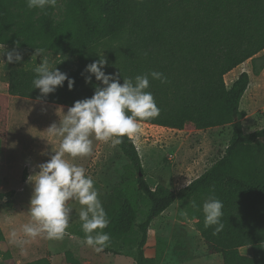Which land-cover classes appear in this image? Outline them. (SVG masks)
<instances>
[{"label":"trees","instance_id":"16d2710c","mask_svg":"<svg viewBox=\"0 0 264 264\" xmlns=\"http://www.w3.org/2000/svg\"><path fill=\"white\" fill-rule=\"evenodd\" d=\"M59 0H57L58 2ZM45 12L28 9L26 0H0V44L7 50L35 52L74 78L72 90L58 87L41 96L33 88L36 64L21 61L5 64L7 89L11 95L64 104L91 97L92 77L85 83V66L100 57L105 72L134 79L150 71L162 72L168 82L150 78L147 91L160 109L158 117L140 122L171 129L193 123L198 129L230 125L232 136L223 155L198 177L179 189L146 180L132 138L122 137L117 147L128 159L126 175L109 197V225L103 231L118 241L133 231L138 202L148 209L138 224L134 264H160L147 256L145 245L152 221L174 202L189 205L200 218L201 237L211 253H219L223 264H264V127L245 132L239 108L249 84L241 72L230 86L224 75L250 59L254 74L256 56L264 50V0H61ZM28 60V58H26ZM83 73V75H82ZM214 194L223 202V230L204 226L202 204ZM12 192H0V200ZM195 201L197 207H192ZM7 205H10L8 203ZM0 229V260L10 259L3 250ZM246 247L248 254L240 252ZM68 264H79L73 253H65ZM22 264H52L47 257Z\"/></svg>","mask_w":264,"mask_h":264},{"label":"rangeland","instance_id":"374dc122","mask_svg":"<svg viewBox=\"0 0 264 264\" xmlns=\"http://www.w3.org/2000/svg\"><path fill=\"white\" fill-rule=\"evenodd\" d=\"M57 6L56 16L60 17L63 11L61 0L57 2ZM17 51L21 54L24 65L34 62L38 66L44 58L34 55L35 52ZM256 56H261L256 60L257 66L263 65L259 74H254L251 60L248 59L224 75L225 83L229 86L241 72L249 74V84L239 106L246 114L242 118L245 132L264 127V50ZM6 75L5 63L0 61V96L8 87ZM68 107L70 106L57 104L56 109L49 108L47 112L30 111L27 118H34L33 124H36L26 135V147L31 155L23 152L5 155V160L0 159V192H12L10 198L0 200V229L5 238L2 247L11 253V258L0 260V264H22L41 257H47L52 264H68L65 257L67 251L73 253L79 264H134L138 224L143 221L148 209L146 200L138 202L133 231L118 241L111 238L109 246L100 252L82 242L84 232L79 212L83 206L76 200L68 201L72 213L62 240H49L43 234L31 238L22 232V226L31 222L28 208L33 184L29 177L39 171L40 163L46 162L59 150L61 143L60 137L50 136L46 129L53 122L58 123L59 118H63L60 109L66 112ZM2 113L0 109V141L5 139L8 131L13 130L8 129V121L3 118ZM138 123L140 133L132 139L151 188L158 183L171 189L187 185L223 155L232 136L230 125L198 129L193 123L187 122L178 130L146 122ZM92 139L93 151L89 156L72 158L65 154V159L86 169V174L93 179L99 199L107 212V204L111 199L109 194L125 178L128 159L117 146L113 148L111 142L97 141L94 136ZM41 143L46 150L38 153L40 150L37 148L41 147ZM188 207L189 205L176 201L152 221L148 228L145 254L157 256L160 264H223L221 254L208 251L200 234V218L192 215ZM13 229L18 238L25 241L22 245L10 242ZM240 252L249 253L246 247L240 248Z\"/></svg>","mask_w":264,"mask_h":264},{"label":"clouds","instance_id":"9594fccd","mask_svg":"<svg viewBox=\"0 0 264 264\" xmlns=\"http://www.w3.org/2000/svg\"><path fill=\"white\" fill-rule=\"evenodd\" d=\"M56 4L57 0H26L28 9H39L45 14L47 8ZM43 54V49H35L34 55ZM21 60L18 51L7 50L4 44H0V61L8 64ZM106 63L105 58L100 57L85 66L84 71L89 74L84 76L85 83H91L93 76L99 82L94 85L92 96L74 101L66 112L60 109L63 118L46 129L50 136L60 137L61 143L59 150L46 162L40 163L39 171L29 177L33 184L28 208L31 222L22 226V232L27 237L35 238L43 234L49 240H62L72 213L68 201L76 200L83 206L79 212L84 232L82 242L97 252L111 242L110 235L103 231L110 221L93 179L86 174L83 166L68 162L65 154L72 158L89 156L93 151V136L97 141L111 142L113 148L123 142L122 137L138 136V121L154 119L160 114L153 95L147 91L150 78L161 83L168 80L162 72L150 71L134 79L123 78L121 83L117 74L105 72ZM56 64H51L45 57L34 69L33 88L39 89L43 97L64 86L65 81L69 90L75 84L74 78L60 71ZM192 207H197L195 201H192ZM222 209L223 202L214 194L202 204L204 226H215L213 235L224 228ZM10 238V242L18 246L25 242L18 238L15 229L11 231Z\"/></svg>","mask_w":264,"mask_h":264},{"label":"crops","instance_id":"0c3cea01","mask_svg":"<svg viewBox=\"0 0 264 264\" xmlns=\"http://www.w3.org/2000/svg\"><path fill=\"white\" fill-rule=\"evenodd\" d=\"M233 80L230 82L229 86ZM246 92V91H245ZM244 92V93H245ZM2 96H0V109H2L3 118L8 121V131L4 140L0 141V159L5 160V155L27 153L31 155V151L27 149L26 135H28L29 129L36 124H33L34 118H27L30 111H42L47 112L51 109H56V105L51 102L42 101L38 99H32L17 95H11L6 89ZM244 95V94H243ZM7 125V124H6ZM53 142V141H51ZM35 144L37 142H34ZM37 150L45 151L43 143ZM208 168V167H207ZM204 172V171H203ZM30 175V174H29Z\"/></svg>","mask_w":264,"mask_h":264}]
</instances>
